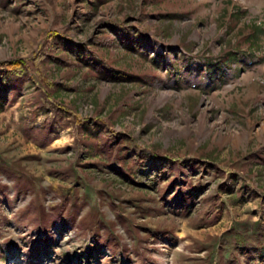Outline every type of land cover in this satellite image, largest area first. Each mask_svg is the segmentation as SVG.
I'll return each instance as SVG.
<instances>
[{"label": "rangeland", "instance_id": "1", "mask_svg": "<svg viewBox=\"0 0 264 264\" xmlns=\"http://www.w3.org/2000/svg\"><path fill=\"white\" fill-rule=\"evenodd\" d=\"M252 25L264 0H0V264H264Z\"/></svg>", "mask_w": 264, "mask_h": 264}, {"label": "trees", "instance_id": "2", "mask_svg": "<svg viewBox=\"0 0 264 264\" xmlns=\"http://www.w3.org/2000/svg\"><path fill=\"white\" fill-rule=\"evenodd\" d=\"M236 16H239L238 14H236ZM252 34L248 35V40L247 42L249 43V48L251 49V53H253L255 51V49L258 47V35L259 33L264 34L263 32V28L260 29L259 26L257 25H252ZM2 68V72H0V75H2L3 79L8 78L9 73L14 71V70H18L21 68L22 63L21 62H12V63H4V65H1Z\"/></svg>", "mask_w": 264, "mask_h": 264}, {"label": "crops", "instance_id": "3", "mask_svg": "<svg viewBox=\"0 0 264 264\" xmlns=\"http://www.w3.org/2000/svg\"><path fill=\"white\" fill-rule=\"evenodd\" d=\"M264 60V59H263ZM263 60H261V61H263ZM249 120V119H248ZM255 156H257L256 158L254 157V159H257V158H260L259 156H261L260 154H257V155H255ZM260 172H261V170H260ZM260 172H258V173H260ZM254 173L257 175L258 173H257V171L256 170H254ZM248 184H250V182H249V180H247L246 181ZM246 186H243V190H246V188H245ZM249 187V189L251 190V186H248ZM260 188H264V184H261V185H259V190H260ZM254 193H255V191H253ZM261 193H264V191L263 192H261ZM260 192L258 193V194H261ZM243 194L245 195V191H243ZM259 197V196H258ZM263 197V196H262ZM256 200H254L256 203H258L257 202V199L258 198H255Z\"/></svg>", "mask_w": 264, "mask_h": 264}]
</instances>
